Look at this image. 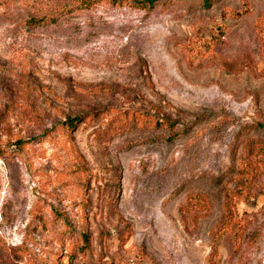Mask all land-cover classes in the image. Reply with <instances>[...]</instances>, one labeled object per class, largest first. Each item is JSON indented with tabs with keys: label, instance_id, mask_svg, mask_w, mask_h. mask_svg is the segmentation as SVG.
Returning <instances> with one entry per match:
<instances>
[{
	"label": "rangeland",
	"instance_id": "374dc122",
	"mask_svg": "<svg viewBox=\"0 0 264 264\" xmlns=\"http://www.w3.org/2000/svg\"><path fill=\"white\" fill-rule=\"evenodd\" d=\"M68 1L0 0V264H264V0Z\"/></svg>",
	"mask_w": 264,
	"mask_h": 264
},
{
	"label": "trees",
	"instance_id": "16d2710c",
	"mask_svg": "<svg viewBox=\"0 0 264 264\" xmlns=\"http://www.w3.org/2000/svg\"><path fill=\"white\" fill-rule=\"evenodd\" d=\"M98 0H72V1H68L66 3H64L62 5V9L64 10H68L69 12H72L74 9H83V8H89L90 6H92L94 4V2H96ZM113 1V0H112ZM134 4L135 3H139L138 5H153L155 4V2L157 0H133ZM203 4L207 7L210 6L211 4V0H203ZM137 5V4H136ZM57 17L55 15H53V13H49V14H44V15H39V16H35L32 17L28 22L30 24L33 25H47V24H52V23H56ZM89 116H93V117H98V112H94L92 115ZM87 116V117H89ZM69 122L66 123L67 126L69 128H72L74 126V123L78 120V118H69L67 119ZM156 124L158 125H167L170 128H174L175 127V122L170 120V119H158L156 121ZM21 141H17V143H20ZM259 150L260 152H262L264 154V147L260 144L259 146ZM247 156V155H246ZM246 157H242L241 156V161H240V165L241 168L239 169L240 172H236L234 171V175L233 177L231 176V180H233V178H235V182H236V187L231 191L232 194L230 198H228L225 201V208H226V212L222 215L221 219L218 221L216 227L218 231L222 230L223 228H227L229 227L235 217V211H234V195L237 194H242L243 192L248 195L250 190H251V183H252V174H250L248 171L246 172V168L243 165V161ZM237 166V165H236ZM241 179V180H240ZM189 206H187L188 208H190V204L188 203ZM84 238L86 240V243L89 241L88 236L85 234Z\"/></svg>",
	"mask_w": 264,
	"mask_h": 264
},
{
	"label": "built area",
	"instance_id": "2783aa9c",
	"mask_svg": "<svg viewBox=\"0 0 264 264\" xmlns=\"http://www.w3.org/2000/svg\"><path fill=\"white\" fill-rule=\"evenodd\" d=\"M132 262H133V261H132V260H130V261H129V264H131Z\"/></svg>",
	"mask_w": 264,
	"mask_h": 264
}]
</instances>
